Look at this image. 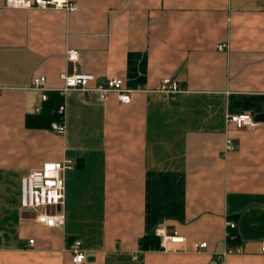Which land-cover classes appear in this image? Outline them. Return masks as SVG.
Returning <instances> with one entry per match:
<instances>
[{"label":"crops","instance_id":"0c3cea01","mask_svg":"<svg viewBox=\"0 0 264 264\" xmlns=\"http://www.w3.org/2000/svg\"><path fill=\"white\" fill-rule=\"evenodd\" d=\"M72 1L68 14L0 0V264H74V240L84 264H264V0ZM62 72L122 80L131 102L61 98ZM36 77L64 103L62 135ZM166 78L185 93H156ZM243 114L257 127L226 124ZM63 161L64 224L50 229L47 210L22 209L20 181ZM163 228L184 243L142 248Z\"/></svg>","mask_w":264,"mask_h":264},{"label":"built area","instance_id":"2783aa9c","mask_svg":"<svg viewBox=\"0 0 264 264\" xmlns=\"http://www.w3.org/2000/svg\"><path fill=\"white\" fill-rule=\"evenodd\" d=\"M5 6L7 8L24 10L63 11L68 14L74 13L77 10V4L72 0H6ZM221 48L222 46L219 47V49ZM67 59L69 62L75 61L77 59L76 52L69 51ZM59 80L62 82V87L57 90V94L61 98H64L68 92L76 90L86 95L95 93L101 102H106L111 95H116L120 104L127 105L131 102V91L125 89L122 80L119 79L110 78L100 81L91 74L62 72L59 74ZM32 90L40 93L42 103L48 101L49 90L45 86L44 77L34 78ZM156 93L174 99L175 96L185 93V89L177 81L166 78L161 80ZM64 111L65 106L62 103L56 112L58 120L51 124V129L58 135H62L65 131ZM226 124H233L238 129L247 126L257 127V124L247 114L228 116ZM226 149H231L230 143H227ZM73 168L74 164L72 161L47 163L40 169L31 171L21 178L20 202L22 209L35 210L44 208L47 210L45 214L37 216L36 221L39 224L50 229L63 226L64 216L61 208L64 205L65 198L64 173ZM226 229H228L226 239L232 243L236 242V235L233 233L236 229L235 223L232 221L226 222ZM155 236L159 239L158 246L156 249L148 248L149 250L169 251L170 245L182 244L185 241L176 232L165 228L156 230ZM29 244L32 245L33 241H30ZM193 248L203 251L207 248V244L205 242L194 244ZM261 251L264 253V247ZM67 252L71 255L74 264H84L86 262V253L82 248L80 240L72 241L67 248ZM240 253L241 248L233 246L232 248L225 249L222 255L227 256Z\"/></svg>","mask_w":264,"mask_h":264},{"label":"trees","instance_id":"16d2710c","mask_svg":"<svg viewBox=\"0 0 264 264\" xmlns=\"http://www.w3.org/2000/svg\"><path fill=\"white\" fill-rule=\"evenodd\" d=\"M52 103L55 106V110H53V111H51V107H52L51 104ZM46 104H47V107H45V112L42 115H44V116L46 115L47 117H49V119H48L49 123L54 121V120L57 121L58 116H57L56 112H57L59 106L61 105L58 97H56L55 95H53V96L49 95L48 101ZM158 243H159V239L157 237H146L143 240H141V246H142V248H145V249L152 247V246L157 247Z\"/></svg>","mask_w":264,"mask_h":264}]
</instances>
